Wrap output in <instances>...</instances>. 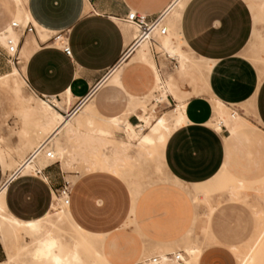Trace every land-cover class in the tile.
<instances>
[{
  "label": "crops",
  "instance_id": "obj_1",
  "mask_svg": "<svg viewBox=\"0 0 264 264\" xmlns=\"http://www.w3.org/2000/svg\"><path fill=\"white\" fill-rule=\"evenodd\" d=\"M255 1L22 0L24 13L36 27L20 36V48L27 36L35 38L24 73L32 91L61 99L70 90L72 104L60 109L65 115L92 102L102 116L128 114L135 126L141 123L137 103L155 87L156 78L152 67L137 58L142 46L118 61L135 30L119 17L128 9H136L153 18L165 6H173L165 20L167 34L157 35L152 43L161 55L150 51L167 93L175 100L169 107L179 104L168 85L173 78L175 92L186 102L187 121L170 133L164 145L169 179L138 188L121 173L92 169L78 179L73 193L80 195L73 198L75 178L83 173L71 182L70 215L102 247L112 264H134L151 253L179 250L198 223V207L189 190L212 180L226 163L230 172L247 179L264 174V12L256 10ZM18 12L19 0H13L11 17L0 32L17 19ZM62 30L68 33L71 55L48 39L53 32ZM41 33L47 35L46 40L41 39ZM167 53L177 59V67ZM167 67L174 70L167 72ZM183 69L185 73L180 76ZM116 73L120 75L113 82ZM212 98L219 100L230 115L235 112L249 121L248 126L231 136L227 125L216 127L207 122L212 115ZM163 101L169 103L167 97ZM171 108L163 110L170 112ZM51 164L40 175H20L9 182L5 199L15 215L28 219L44 215L52 207L55 194ZM97 172L112 174L128 189L121 186L119 193H128L121 201V215L115 224L105 228L91 226L86 215L91 207L86 193H106L89 189L93 173ZM65 178L62 173V181ZM5 182L0 165V186ZM97 199L99 206L101 198ZM92 206L98 208L93 203ZM212 228L223 243L204 246L198 264H221L224 260L236 264L234 253L226 244L238 243L227 242L213 221ZM1 237L0 264L7 259Z\"/></svg>",
  "mask_w": 264,
  "mask_h": 264
},
{
  "label": "bare ground",
  "instance_id": "obj_2",
  "mask_svg": "<svg viewBox=\"0 0 264 264\" xmlns=\"http://www.w3.org/2000/svg\"><path fill=\"white\" fill-rule=\"evenodd\" d=\"M255 5L257 9L264 12V0H256ZM172 9L173 6H169L164 11V24L167 27V32L168 26L165 23V20ZM20 15L21 12L19 10L16 21L23 23ZM26 17L27 20H30L28 14ZM126 23L135 27V30L132 31V36H137L138 27L131 23ZM9 31L15 39L19 38V30L10 28ZM167 32L160 33L159 29L156 28L152 34L154 38L152 43L156 41L157 35H164L167 34ZM41 39L46 40L47 35L41 33ZM34 40V35H29L26 37L24 44L22 43L23 46L19 50L18 62L13 63L15 76L19 74L18 65H20L21 69L25 72L26 61L32 50L35 48L31 46V43ZM147 42L149 41H142L132 52L128 51L123 56L125 60V58L142 46L138 50L137 58L152 67L156 78L155 87L147 92L137 103V108L141 110L139 113L141 120L140 125L135 126L132 124L128 119V114L117 117L102 116L96 110L94 103L92 102L87 105L81 104L77 106L66 116L56 109L48 100L40 97L35 107L29 111L26 110L23 112L25 126L22 130L19 146L3 145L1 143L2 141H0L1 167L4 168L8 166V157L14 152L19 159L17 161L15 160L17 162V167L14 171L19 168L20 175L35 173L37 170L42 171L43 167L49 165V159L52 160L58 156H65L70 152L65 146L55 147L53 144L56 137L63 131H66L71 138H79L82 140V147L85 150V163H88L90 160V155L100 152V147L104 145L108 139L115 138L119 130H122L124 134V141L121 142L123 152L132 144L143 146L149 151L150 148L157 143L165 145L170 133L177 126L187 121L185 113L186 104L180 106L179 114L175 116L173 120V128L170 129L168 127L167 118L159 116V113L155 108L156 104L151 101L153 97H156L154 91L157 89L161 90L162 96L166 98L167 88L163 85V81L157 71L155 62L152 61L150 55L151 49ZM0 43H4V33H0ZM164 44L168 46V40H165ZM180 54L182 58H186L183 53L180 52ZM168 55L172 56L167 53V56ZM172 57L175 58L174 56ZM119 75V73L115 74L113 82H117ZM163 80L165 81V78H163ZM24 81L25 83L27 82L26 78ZM15 82H17L18 85L17 78L15 79ZM169 86L171 90L170 83ZM60 97L61 99L55 96L52 97V101L56 103V106L62 107L63 104H66L70 107L73 102V96L70 90H67ZM160 99L161 98H159V100ZM220 105L223 104L220 103ZM223 114L224 112L222 111L220 115L222 116ZM72 119H75L74 123L72 122ZM207 122L219 127L218 122L213 117H210ZM147 128L150 131L149 133H146ZM47 134L49 135L48 138L43 140L38 146L34 147L28 154H26V148L29 145L32 147L36 139H40ZM45 141L48 142L42 147V144ZM47 149L52 150L54 154L53 158H48L46 156ZM100 155L101 154H99V157ZM61 160L64 161L63 159ZM99 163L101 162L99 161ZM108 164L111 166V163ZM224 166H227V163ZM16 178H18V176L15 177L14 173L11 172L7 181L0 186V235L5 238L9 237L12 240L11 250L7 253V259L1 264H112L102 247H97L95 243L92 242L89 233L79 228L73 221L69 212L68 204L65 203L64 199L61 205L56 204L53 201L52 207L56 209L55 214L51 213L49 209L44 215L32 216L28 219H23L15 215L8 208L5 195L9 180ZM244 188L245 186L241 183L228 187L226 189L228 199L237 200L238 198H242L241 201L248 202V196L245 195L247 193L244 191ZM205 201L207 211L205 215H203L204 217H201V223H203L202 225L207 232L211 233V237L216 243H223L217 238L212 228V218L220 205L218 203L219 201H216V203L212 202L211 194L205 196ZM248 205L251 207L252 213L255 217L263 214V211L256 204L250 202ZM254 227L252 233L243 244H226L234 253L237 264H261L264 261V253L258 254L257 252V243L264 238V224L262 227L258 225L259 229H257L258 227L255 222ZM26 236L31 238L30 244L25 243ZM209 241L211 242L210 239L208 242ZM203 250L204 247L202 245L193 244L183 251V263L170 261V264H198ZM165 263L166 262L164 261L162 264Z\"/></svg>",
  "mask_w": 264,
  "mask_h": 264
},
{
  "label": "rangeland",
  "instance_id": "obj_3",
  "mask_svg": "<svg viewBox=\"0 0 264 264\" xmlns=\"http://www.w3.org/2000/svg\"><path fill=\"white\" fill-rule=\"evenodd\" d=\"M12 1L13 0H0V27L8 22L11 17L10 11L12 10ZM19 10L21 12L20 17L22 22L25 23L26 21H29L26 17L27 14L23 11L22 0H19ZM256 10L260 12L259 9L256 8ZM133 28L135 29V27ZM18 67L19 74L15 76L14 64L8 63L4 56L0 55V141H2L1 143L3 145L19 146V140L21 139L22 130L25 126L23 112L26 110L29 111L35 107L37 101L41 97L30 89L27 82L25 83V72L21 69L20 65H18ZM173 70L174 69L170 70L167 67V72ZM180 72L181 73H178L181 76L183 73H185V70L183 69ZM162 76L164 78V75ZM16 78L18 79V85L17 82H15ZM169 83L171 85V92L178 99L179 105L173 106L172 108L169 107L171 106L170 104L175 102V100L170 96H167L169 103L163 101L165 98L162 96L161 90H159L160 95L158 98H161L160 100L162 102L156 105V109L160 117L167 118L168 127L172 129L173 120L175 116L179 114L180 106L186 103H184L183 97L177 95L175 92L176 82L174 78ZM44 99L47 100L46 98ZM48 101L59 111L60 109L69 108V106L66 104H63L62 107H57L56 103L52 101V97H50V100ZM210 102L212 104L211 117L216 119L219 127H222V124L227 125L229 135L236 136L238 131H240L245 126H248L249 121L242 118L238 113L235 112L233 115H230L229 110L224 105H220L221 102L219 100L212 98ZM166 108H171L169 110L170 112L163 110ZM74 109H72V111ZM72 111H69L68 114ZM222 111L224 114L221 116L220 113H222ZM72 122L74 123L75 119H72ZM121 132L122 130H119L115 138L108 139L106 143L100 147V152L90 155V160L88 163L84 162L85 150L82 147V140L79 138H71L66 131H63L59 136L56 137V140H54L55 142L53 141L55 147L65 146L70 151L65 156L56 157V162H52L54 159H49V164L52 162L50 170H52V175L54 176L52 185L54 190H52V193H54L55 196L52 199L56 204L61 205L63 202V198L58 195L56 190V188H58L62 183V173L66 176L70 183L78 174L83 173L75 178L71 194L72 198L76 195H80V193H73L77 189L78 179L81 176L86 175L84 172L92 169H109L116 173H121L130 181L131 185L138 188L144 187L155 181L169 179L168 171L166 170L164 163V144L157 143L150 148V151L143 146L132 144L128 146V148L123 152L121 142L124 141V134ZM149 132V129H147L146 133ZM48 137L49 135L47 134L40 139H34L35 141L32 147L29 145L26 148V154H28L34 147L38 146ZM99 154H101L100 157ZM15 160L17 161L19 159L15 153L12 152L11 156L8 157V166L2 168V171L5 174V181H7L11 172L14 173V169L17 167V162ZM99 161L101 163H99ZM108 163H111V166H109ZM227 167L228 166H224L221 172L212 180L205 184L196 186L195 189L189 190L198 207V223L196 230L183 241V245L179 248V250L185 251L186 248L193 244H199L204 247L208 244H211L212 242H216L211 237V233H208L205 227L202 225L203 223H201V217H204L203 215H205L207 211L205 196L208 194L212 195V202L216 203V201H219L218 203L220 205L218 206L212 221L214 227L222 231V233L226 236L225 240L227 242L243 244L247 240L248 236H250L252 233L253 228H255V222L257 227L258 225L262 227L264 224V174L255 179H247L233 174L228 170ZM33 174L34 173L27 175ZM38 175H40V173H38ZM41 175L44 177L43 174ZM93 176L94 179L90 181L91 186L89 189H94L100 192L103 191L106 193H86L91 204L89 210L86 211V215L89 217V221H91L89 222L91 226L96 228H105L115 224L121 215L122 198L125 194L128 196L127 192L119 193L122 190L121 186H123L126 191L128 189L122 181L112 174L106 172H97L93 173ZM239 183L245 186L244 191L247 193L245 195L248 196V202L241 201L242 198H238L237 200L230 198L228 199L226 189L233 186L234 184ZM97 198H101L99 199L101 203L99 206L96 204V201L98 202ZM250 202L256 204L263 211V214L255 217V215L252 213L251 207L248 205ZM92 203L98 208H92ZM49 207L47 205V210ZM50 211L53 214L56 213V209L54 207H51ZM257 229H259V227ZM2 238L6 245L5 250H7L8 253L11 250L12 240L9 237L5 238L2 236ZM209 239L211 242H208ZM91 240L97 247H101L94 239L91 238ZM25 243H31V238L29 236L25 237ZM257 250L258 254L264 253V238L257 243ZM5 256L7 258V255ZM221 264L228 263L224 260L221 262ZM261 264H264V261Z\"/></svg>",
  "mask_w": 264,
  "mask_h": 264
},
{
  "label": "built area",
  "instance_id": "obj_4",
  "mask_svg": "<svg viewBox=\"0 0 264 264\" xmlns=\"http://www.w3.org/2000/svg\"><path fill=\"white\" fill-rule=\"evenodd\" d=\"M165 6L160 12H158L153 18H148V15L143 11H137L136 9H128L125 15L122 17H119L120 20L131 23L133 25H136L138 27V34L135 36L130 43L126 46L124 51L119 56L118 61L128 52H132L135 47H137L142 41L148 40L150 42L152 53L158 55L160 54L159 51H156L152 45V41H154L153 38V31L158 28L160 33L167 32V27L164 24V16H165ZM17 29L20 31V36L25 33L31 32L36 30L35 25L32 21H26L25 23H21L16 20H11L7 26H5L2 29V32L4 33V43H0V55H3L4 58L8 63H16L18 62V56H19V50H20V36L18 39H15L14 36L10 34L9 29ZM48 39L52 40V43H56L57 46H59L66 54L71 55V48L68 43V33L66 30L62 31H56L53 32ZM161 55V54H160ZM169 56V55H168ZM169 59L173 61V66L176 67L177 60L173 58L172 56H169ZM117 61V62H118ZM29 86V85H28ZM31 89V88H30ZM32 90V89H31ZM156 97L152 98V101L158 105L161 100H159L158 96L160 95V91L157 89L154 91ZM42 97L46 98L47 100H50V97L52 95H46V94H39ZM167 96H170L169 93H167ZM157 108V106L155 107ZM137 117V115H136ZM137 121H139V118L137 117ZM48 141H45L42 144V147L47 143ZM46 156L48 158H53L54 154L51 149L46 150ZM57 159H54L52 162H56ZM51 162V163H52ZM41 173L40 170L35 171L34 174ZM20 169L14 171V175L20 176ZM13 179L9 180L12 181ZM8 182V184H9ZM58 195H60L65 203L69 204L70 200V193H71V183L70 181L65 178L63 179L62 183L58 188H56ZM183 250H177L175 252H165L163 254L160 253H151L149 255H145L138 259L134 264H162L164 261L165 264H170V261H176L178 263H183Z\"/></svg>",
  "mask_w": 264,
  "mask_h": 264
}]
</instances>
